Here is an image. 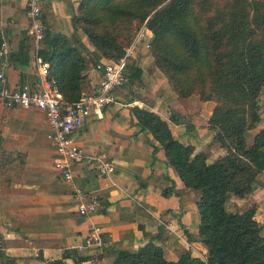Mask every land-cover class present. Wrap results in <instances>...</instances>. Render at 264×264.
Wrapping results in <instances>:
<instances>
[{"label":"crops","instance_id":"obj_1","mask_svg":"<svg viewBox=\"0 0 264 264\" xmlns=\"http://www.w3.org/2000/svg\"><path fill=\"white\" fill-rule=\"evenodd\" d=\"M26 3L27 0H0V42L7 40L10 49V58L5 65L0 64V71L10 86L33 79L37 69L36 57L41 56L39 51L44 46L43 38L35 42L28 33L30 18ZM79 3L80 0H42L41 22L43 32L66 36L77 32L85 46L83 52L89 58L93 57L95 48L88 36L72 22ZM138 47L134 46L132 52L138 50L134 63L141 69L139 77L126 79L117 86L114 90L117 100L103 108L102 117L86 119L74 132L75 141L86 152L108 154L116 164L115 172L102 176L79 163L74 166L71 181L62 180L53 168L54 173L49 176L57 185L54 192L29 188L30 194L25 197L42 202L39 208L34 210L27 204V208L21 206L12 212L7 222L0 221L3 238L0 247L4 250L5 261L9 259L8 264H49L53 260H61L62 264H111L115 249L134 251L149 240L163 248L167 259L176 260L186 251L191 256L206 259L207 248L198 232L197 193L183 183L167 162L160 142L149 129L141 128L131 108L137 106L157 113L167 122L176 139L193 145L194 153L209 148L207 142L215 129L197 123L191 127L178 120L187 113L183 99L177 98L162 78L157 79L151 74L150 60L145 50ZM100 59L113 58L100 56ZM94 64L88 62L82 79V84L91 87L90 90L97 87L101 78ZM167 105L172 111L166 108ZM259 127L264 128V124ZM47 131L41 109L6 106L0 101V136L5 147L28 152L26 172L37 165L33 159L42 148L49 151L53 167L54 149L46 137ZM222 148L213 146L207 161L222 154ZM258 177L259 181L247 196L237 197L236 206H229L227 200L225 206L242 211L254 205V217L261 225V234H264V169ZM31 179L24 182L31 186L40 185L42 176ZM164 188L170 189L166 195L162 193ZM78 192L84 194L85 200L89 195L97 197L99 205L95 212L90 215L77 212ZM21 212L24 213L23 220L15 215ZM6 225L26 229L24 240ZM91 227L99 228L101 246L89 241ZM26 240L30 246L22 242ZM35 248L37 254L32 250Z\"/></svg>","mask_w":264,"mask_h":264},{"label":"trees","instance_id":"obj_2","mask_svg":"<svg viewBox=\"0 0 264 264\" xmlns=\"http://www.w3.org/2000/svg\"><path fill=\"white\" fill-rule=\"evenodd\" d=\"M111 1L80 0L78 13L72 17L74 27H81L95 48L94 63L100 56L115 59L126 52L113 36L99 32L94 23L81 21L94 19V8L100 3L119 12V0ZM137 1L150 7L143 15L153 32L150 50L173 90L179 97L197 92L216 101L209 122L226 152L207 161L203 151L194 153L193 145L176 139L157 113L133 106L141 128L152 132L167 162L198 194V232L207 254L203 260L186 251L171 260L159 244L149 240L134 251L115 249L111 264H264V234L254 217L255 206L242 211L225 206L229 192L249 193L252 179L264 169V128L254 135L252 144H246L248 130L260 119L257 99L264 85V0H226L224 5L202 0L200 9L195 0ZM69 37L45 31L39 54L49 61L48 76L70 102L82 93L88 61L84 44ZM129 57L124 74L134 79L141 69L128 62ZM169 191L164 188L162 193Z\"/></svg>","mask_w":264,"mask_h":264},{"label":"built area","instance_id":"obj_3","mask_svg":"<svg viewBox=\"0 0 264 264\" xmlns=\"http://www.w3.org/2000/svg\"><path fill=\"white\" fill-rule=\"evenodd\" d=\"M41 3L42 0H27L26 3L30 18L28 33L35 42H40L44 35ZM147 33L148 27L144 24L125 54L115 59H100L96 62L94 67L101 73L97 87L83 91L77 99L70 102L64 99L56 82L48 76L49 61L41 56L36 57L37 69L33 79L24 80L18 86L8 85L4 73L0 71V101L10 106L39 108L44 112L48 125L46 137L54 149L53 168L62 180L71 181L74 166L79 163L102 176L115 172L116 164L108 154L103 151L86 152L75 141L74 132L86 119L101 118L103 108L116 102L114 90L127 79L124 74L127 58L133 47L140 40H145ZM9 58V44L2 39L0 64L5 65ZM76 198L79 214L90 215L97 210L99 202L96 196L89 195L85 200L84 194L78 192ZM88 239L95 246H101L98 227L89 229Z\"/></svg>","mask_w":264,"mask_h":264},{"label":"rangeland","instance_id":"obj_4","mask_svg":"<svg viewBox=\"0 0 264 264\" xmlns=\"http://www.w3.org/2000/svg\"><path fill=\"white\" fill-rule=\"evenodd\" d=\"M211 1L214 2L213 3L214 5L217 4L224 5V3L226 2V0H211ZM194 3H196V7L200 9L203 1L195 0ZM118 7L120 10L119 12L112 7H107V4H102V3L97 4V7L94 8L95 9V12L93 13L94 14L93 16H95L94 19H85V21L83 20L81 21L82 24H86V22H89L90 24L94 23L95 28L99 32L113 36L118 43L124 46V50H125L131 47V43L135 39L137 33L140 31L142 26L146 24L147 18L143 19V15L144 13L150 11V7L147 5L145 1L140 2L137 0H119ZM80 29L83 31L81 27ZM71 34L69 37L70 40L73 41L74 43H77V40H80L79 36L77 35V32H72ZM152 37H153V32L151 29L148 28V33L145 40H140L135 46V48L137 49V46H140L138 48H143L145 50V53L147 54L150 60V64L152 66V68L149 69V71H151V74H153V76H155V78L157 79L162 78L164 84L165 82L168 84L169 90H172L174 94L177 96V98L183 99V102L187 108V113L184 116H179L178 120L189 123L191 127H193L196 123L205 126H210L209 118L216 104V101L213 99H204L197 92L179 97L171 87L170 83L168 82L166 75L155 64L154 57L150 50V41ZM134 51L133 52L131 51L132 53L131 56L129 55L130 57L128 62H134L135 58L138 57V53H137L138 50H136L135 52ZM86 59L88 62L89 61L94 62L92 56H90L89 58L86 56ZM98 61L96 60V62ZM152 69L154 70L153 72ZM86 71H87V67L83 71L84 75L86 74ZM87 87L88 85L82 84L81 85L82 91H88L91 89V87L90 88ZM257 100H258L257 105L259 108L260 119L256 123L255 127L251 128L247 132L246 144L248 145L252 144L254 135L258 133L259 129L261 128L259 126H262V124H264V85L261 88L260 95ZM3 104L9 106L5 103ZM166 108L171 110V107L169 105H167ZM209 135L210 134H208V137ZM209 139L210 141L207 142L209 148L206 151H203L206 154V157H208L209 154H212L211 148L213 146H221V141L216 137V131H214V133L210 135ZM262 146L264 148V143ZM221 147H223L222 154H224L226 152L225 148L224 146ZM48 152L49 151L47 150V148L39 149L36 158L33 159L34 161H36L37 165L34 168L27 170L26 172L28 152L23 149H12L5 147L3 144V137L0 136V221L1 222H7L9 215L16 210L18 211L19 208H21V206L27 208V204H28L32 206L34 210H37L39 208V205L42 202H39L37 199L31 198L29 196L25 197L26 194H30L28 193L29 191H31V189L28 191L29 188H33V189L42 188L44 190H49L52 192H54V190H57V185L55 184V182L52 181L51 177L49 176V173L51 172L54 173V170ZM220 155L221 154H218L215 158L219 157ZM40 176H42V181H40V185L31 186L28 185L26 182H24L25 179L26 181H30L31 178L36 179L39 178ZM258 176H259V172L252 179L251 182L252 187L253 185L255 186L257 181H259ZM248 194L249 193L243 194L242 196H238L232 192H229V196H228L229 198H227L226 200L229 201V206L232 205L236 206V201L238 199L237 197H245ZM197 197L198 194H196V199ZM228 210H230V208ZM15 215L20 216V219L23 220V216H24L23 212L16 213ZM8 227L10 230H13L15 232V234L17 235L18 238H20V240H24L23 233L27 231L26 229L20 228L19 226L15 227L13 225H9ZM51 231L54 230H50V232ZM0 242L3 243V238L1 235H0ZM22 242L30 246L29 240ZM32 250H35L34 251L35 254L38 253V250L36 248ZM3 252L4 250L1 249L0 247V264H8L9 259H7V262L5 261V259L3 258Z\"/></svg>","mask_w":264,"mask_h":264}]
</instances>
